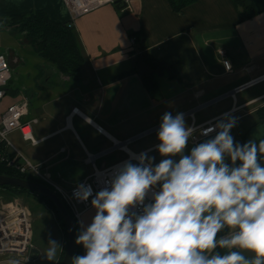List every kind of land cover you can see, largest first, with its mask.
<instances>
[{
    "label": "crops",
    "instance_id": "0c3cea01",
    "mask_svg": "<svg viewBox=\"0 0 264 264\" xmlns=\"http://www.w3.org/2000/svg\"><path fill=\"white\" fill-rule=\"evenodd\" d=\"M122 1L125 5L120 8L102 5L72 21L62 0H0V48L8 51L10 66L23 61L16 47L27 43L22 34L9 29L8 18L35 9L56 22L70 23L85 56L77 77L70 80L32 53L38 72L26 71V83L16 96L2 100L0 112L20 94L27 97L24 119L37 118L32 134L38 140L29 143L39 149L28 155V141L13 131L19 140L17 144L10 141L14 148H5L9 158L20 161L25 157L40 165L54 182L56 177L71 187L92 170L87 153L99 155L110 147L95 158L98 168L126 156L112 147V139L123 141L145 133L127 147L134 154L147 151L159 163L162 157L155 146L165 112L183 113L189 126L236 107L229 113L238 119L230 133L234 141L243 145L254 136L264 137V123L258 122L256 114L264 106V78L234 96L228 94L264 74V0H244V6L255 12L247 18L241 17L243 6L234 0H192L180 11H174L167 0ZM143 50L168 64L177 77H169L168 72L154 74L156 89L148 91L139 75L129 71L132 57ZM224 60L230 62V71ZM73 108L77 111L72 112ZM210 138L200 137L196 144ZM194 145L190 140L185 154ZM94 215L92 207L82 211L77 220L79 232L81 222L86 227ZM65 240L64 236L59 240L61 249L51 264H59ZM80 248L82 256L85 249ZM31 255V261L37 260L41 248L33 247Z\"/></svg>",
    "mask_w": 264,
    "mask_h": 264
},
{
    "label": "clouds",
    "instance_id": "9594fccd",
    "mask_svg": "<svg viewBox=\"0 0 264 264\" xmlns=\"http://www.w3.org/2000/svg\"><path fill=\"white\" fill-rule=\"evenodd\" d=\"M237 122L223 114L200 130L214 138L185 154L196 130L183 113L165 112L159 163L147 151L132 154L94 196L79 185L76 198L92 197L95 215L81 222L76 243L85 254L72 264H264V137L235 142ZM58 249L50 239L45 258L55 262Z\"/></svg>",
    "mask_w": 264,
    "mask_h": 264
},
{
    "label": "built area",
    "instance_id": "2783aa9c",
    "mask_svg": "<svg viewBox=\"0 0 264 264\" xmlns=\"http://www.w3.org/2000/svg\"><path fill=\"white\" fill-rule=\"evenodd\" d=\"M69 12L71 14L72 21L79 16L99 7L102 5L113 4L115 0H62ZM130 42H134V38H130ZM228 60H224V62ZM225 66V65H224ZM264 78V74L249 80L243 84L234 87L230 96H234L236 92L241 91L247 86L261 80ZM12 79L11 67L8 59L0 50V103L8 95L7 88L10 80ZM27 97L20 94L19 98L14 99L9 103L3 111L0 112V146L3 145L4 148H14L10 140L7 138L8 134L17 131L19 132L22 140L28 141L31 144H36L37 140L32 134V124L37 122V118L24 119L27 114ZM236 107H233L231 113ZM73 111H77V108H73ZM189 116L192 117V113L188 112ZM225 114V113H224ZM223 117V114L203 123L195 125L193 122L190 123V127L195 130H199V134L194 131L192 143L196 144L200 137H211L213 138L214 132L210 133L208 136L200 135V130L212 127ZM145 134V133H143ZM143 134L136 135L132 138L121 140L112 139V147H117L126 153V156L108 166L98 168L94 160L97 156L108 153L111 149L110 147L102 150L99 155L92 153H87L86 161L91 164L92 170L87 174L80 182L74 184L73 186L66 188L54 182L49 174L41 169L40 165L31 163L25 157H21L19 161L17 157H12L6 159L8 166L16 169L20 173H27L34 177H37L42 182L47 184L50 189L60 198V200L67 206L72 212L76 220L83 210H86L91 206V199L89 197L88 201H80L76 198L75 192L79 185L83 184L86 186H91L93 191V196L104 186V180L112 173L113 169L121 165L124 161L129 160L131 155L134 154L128 149V144L137 138H140ZM138 155V154H137ZM137 161L133 160V163ZM81 208V209H80ZM32 224H31V212L29 208L24 205L18 198L14 197L10 200H3L0 197V264H8L9 261L15 260L18 264H27L32 258Z\"/></svg>",
    "mask_w": 264,
    "mask_h": 264
},
{
    "label": "trees",
    "instance_id": "16d2710c",
    "mask_svg": "<svg viewBox=\"0 0 264 264\" xmlns=\"http://www.w3.org/2000/svg\"><path fill=\"white\" fill-rule=\"evenodd\" d=\"M167 1L174 11H180L192 0ZM234 2L238 6H243L242 10L240 11L242 18H247L255 13L253 9L249 8L248 6H244V0H234ZM7 26L12 32L23 35L25 42L30 47L34 55L38 56L50 66H53L54 69L61 75L68 77L70 80H75L81 67L85 63V56L76 32L70 23L56 22L50 19L45 11L41 9H35L27 14L10 15ZM131 64L132 66L129 71L139 75L143 85L148 91H154L156 89V83L153 77L154 74L168 72L169 77H177V73L173 72L168 64L155 60L144 50L132 57ZM10 83L11 82H9L7 88L8 94L15 90L9 88ZM256 114L258 122L264 123V106L257 109ZM6 150L7 149H5L3 145L0 146V174L39 182L47 186V184L42 182L37 177L27 173H20L16 169L8 166L6 159H9V156ZM0 189L4 191L3 196H1V198L4 200H10L14 197L24 194H32L36 198L44 201L53 209L58 222L66 234L64 222L62 221L57 209L49 199L24 188L2 185L0 186ZM66 208L73 218L76 228L75 249L73 252V257L81 256L80 245L76 243V239L79 234L77 220L73 216L70 209L68 207Z\"/></svg>",
    "mask_w": 264,
    "mask_h": 264
},
{
    "label": "rangeland",
    "instance_id": "374dc122",
    "mask_svg": "<svg viewBox=\"0 0 264 264\" xmlns=\"http://www.w3.org/2000/svg\"><path fill=\"white\" fill-rule=\"evenodd\" d=\"M0 50L5 55V58L8 59L9 57L8 51H6V49L3 48L2 46ZM16 54L18 57L23 59L24 62L20 61L18 64L15 63L12 66H10L11 75H12V79L10 80L12 85L11 87L18 89H15L16 91L13 90L11 93H9L8 94L9 96H7L8 98L9 97L13 98L20 92L21 90L20 86L26 83V78L28 76L25 73L28 69H30L33 72L37 70V68L34 69L33 66V60L34 58L37 57L33 56L32 51L28 45L18 46V48L16 47ZM23 66H25V68H23ZM7 138L13 144H17V141L19 140L18 134L12 132L8 134ZM25 144L28 149L27 151L28 155L37 152V150L39 149L38 147H31L29 142ZM54 180L64 187H70L68 184L60 181V179L56 177H54ZM3 193L4 191L0 189V197L3 196ZM16 198H18L24 205H26L29 208L31 212V224H32V237H31L32 245L33 247L38 246L41 248V255L39 256V258L35 261L29 260L27 264H51L52 261H48L44 256L48 248L49 240L51 239L59 242V240L63 236L66 239V234L63 231L60 223L58 222L55 212L44 201L36 198L32 194H27V195L24 194Z\"/></svg>",
    "mask_w": 264,
    "mask_h": 264
},
{
    "label": "water",
    "instance_id": "95a60500",
    "mask_svg": "<svg viewBox=\"0 0 264 264\" xmlns=\"http://www.w3.org/2000/svg\"><path fill=\"white\" fill-rule=\"evenodd\" d=\"M113 4L116 8H120L125 5L122 0H115ZM2 185L24 188L33 193L40 194L46 197L53 203L60 217L62 218V221L64 222L66 235H67L63 256L59 264H71L73 252L75 249L76 228L73 218L71 217L66 206L60 200L57 194L54 193L53 190L50 189L48 186L42 183L15 177V176L0 174V186Z\"/></svg>",
    "mask_w": 264,
    "mask_h": 264
},
{
    "label": "bare ground",
    "instance_id": "6f19581e",
    "mask_svg": "<svg viewBox=\"0 0 264 264\" xmlns=\"http://www.w3.org/2000/svg\"><path fill=\"white\" fill-rule=\"evenodd\" d=\"M38 141V140H37ZM1 159V158H0ZM4 160V159H3ZM89 174V173H88ZM48 186V185H47ZM67 207V206H66Z\"/></svg>",
    "mask_w": 264,
    "mask_h": 264
}]
</instances>
